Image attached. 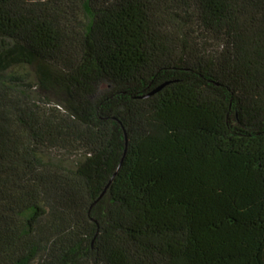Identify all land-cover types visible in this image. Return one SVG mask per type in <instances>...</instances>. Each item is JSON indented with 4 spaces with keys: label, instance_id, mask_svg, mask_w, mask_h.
Listing matches in <instances>:
<instances>
[{
    "label": "trees",
    "instance_id": "1",
    "mask_svg": "<svg viewBox=\"0 0 264 264\" xmlns=\"http://www.w3.org/2000/svg\"><path fill=\"white\" fill-rule=\"evenodd\" d=\"M0 264H264V0H0Z\"/></svg>",
    "mask_w": 264,
    "mask_h": 264
},
{
    "label": "water",
    "instance_id": "2",
    "mask_svg": "<svg viewBox=\"0 0 264 264\" xmlns=\"http://www.w3.org/2000/svg\"><path fill=\"white\" fill-rule=\"evenodd\" d=\"M162 87V86H161ZM161 87H159V88H157L155 91H153L152 93H154V92H156V91H158Z\"/></svg>",
    "mask_w": 264,
    "mask_h": 264
}]
</instances>
